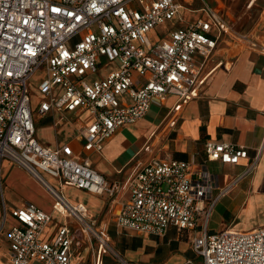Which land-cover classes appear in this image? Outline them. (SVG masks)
Segmentation results:
<instances>
[{"label": "built area", "instance_id": "2783aa9c", "mask_svg": "<svg viewBox=\"0 0 264 264\" xmlns=\"http://www.w3.org/2000/svg\"><path fill=\"white\" fill-rule=\"evenodd\" d=\"M180 9L176 0H0V163L23 170L52 199L51 213L28 202L8 209L0 181V237L11 219L3 240L7 264H129L112 244L105 216L95 219L84 204L69 203L65 187L107 197L118 230L155 238L170 229L192 232L199 262L183 264H264V228L208 233L213 209L229 190L218 187L208 164L247 160L237 182L258 168L261 148L250 158L247 148L208 140L205 162L197 164L160 157V134L153 133L124 180L112 183L87 157L141 120L154 99L177 97L159 130L174 128L182 107L223 64L208 68L221 44L264 54V41L235 31L207 4L194 21L151 40ZM41 69L40 101L32 107L30 84ZM84 112L93 121L78 135L81 160L68 144L49 148L36 139L35 117ZM54 215L60 222L46 238Z\"/></svg>", "mask_w": 264, "mask_h": 264}, {"label": "crops", "instance_id": "0c3cea01", "mask_svg": "<svg viewBox=\"0 0 264 264\" xmlns=\"http://www.w3.org/2000/svg\"><path fill=\"white\" fill-rule=\"evenodd\" d=\"M176 1L181 6L177 18L173 22L167 23L162 28L164 31L158 35L151 32L150 35L154 36V40L166 38L168 30L173 27L186 26L194 21L204 4L213 7L225 16L233 29L240 32L239 17H236L234 13V0H222L225 4L223 9H218L217 6H213L206 0ZM263 21L264 14L262 13L255 24L247 30V33L252 32L254 35L256 34L257 39L260 36L264 39ZM223 55L217 54L215 61L208 65V68H211L217 60L223 59V64L210 74L200 88L198 97L189 100L179 111L174 128L164 132L159 130L165 121L167 112L175 106L177 97L168 95L162 99H154L149 111L141 120L133 125L119 128L110 139L103 143L100 153H90L87 157L94 169L109 183H112L124 180L131 169L135 155L147 145L153 133L155 135L160 134L157 143L160 157L185 162L194 161L197 164L205 162L204 144L208 140L247 148L250 158L253 157L257 149L261 148L258 168L237 182L235 181L242 176L246 169L247 160H242L237 166L220 163L208 164V168L217 176L218 187L220 189L229 188L225 196L216 203L211 217L219 211L220 202L233 194L232 198L238 204L237 213L242 206H246L240 214L242 222L231 225L235 219L233 215L230 223L222 229H224L223 231L227 229L249 231L255 228H264V223L257 224L251 221L252 218H264V213H261V216L258 214L259 204L264 202V54L243 50L235 56ZM102 74L106 75V72ZM34 121L35 137L39 143L49 148L68 144L77 155L78 160L83 158L82 156L78 157L81 153L78 135L82 128L93 121L91 115L85 112L76 115L52 113L42 119L35 117ZM12 170L14 172L10 176ZM3 179L8 189L10 188L17 196V202L12 204H8L5 199L8 209L20 207L28 202L44 212L51 213V197V205H45L35 197L27 194L23 196L20 190L23 184L28 185L30 183L35 189L38 186L27 173L12 167L6 160H2L0 163L1 184ZM49 182L56 184L52 180ZM62 193L69 203L73 205L84 204L88 209L89 216L98 220L105 216L110 224L109 234L111 236L119 238L121 235L131 233L118 230L113 225V215L107 214L109 202L107 197L95 196L71 187H65ZM59 222V216L54 215V221L46 229L44 237L52 238ZM170 233H174L176 240H186L191 251L190 242L194 236L192 232H178L175 229H170L166 235ZM208 233L216 234L211 233L209 227ZM4 246L5 251L1 253L0 264H7L5 243ZM122 249L124 248L121 247V251L118 249L117 251L129 264H150L149 259L153 258L151 255H147V258L126 255ZM191 253L192 256L190 257L176 261L171 260L167 264H183L187 260L198 263V259L192 251ZM83 255L87 260L88 254L85 252ZM104 264L111 263L108 259H104Z\"/></svg>", "mask_w": 264, "mask_h": 264}, {"label": "rangeland", "instance_id": "374dc122", "mask_svg": "<svg viewBox=\"0 0 264 264\" xmlns=\"http://www.w3.org/2000/svg\"><path fill=\"white\" fill-rule=\"evenodd\" d=\"M206 1L212 4L213 6H217L218 9H223L224 8L223 5H225L224 1L222 0H206ZM234 5H235L234 13L236 17L237 16L239 17V23H240L238 26L240 32L239 31L238 32L241 34H246L247 30L253 24H255V22L260 17V15L262 13L264 14V0H234ZM164 26L165 25L158 27L154 32L158 35L159 33L164 31L162 29L164 28ZM262 26H264V21L262 22ZM150 39L154 40V36L150 35ZM258 40L262 42L264 39H262L260 36ZM228 46L230 45L221 44L220 47H222V49L218 50L217 54L219 56L223 54L234 56L236 53L244 50L242 47L240 48L239 46L238 47L235 46L237 51L234 52L231 51L232 49L227 50ZM41 78H43L42 69L39 70L33 76L30 84V90L33 96L32 107H36V105L40 101V95L37 92V84ZM40 121L43 122L42 120ZM13 172L14 170L11 171L10 176H12ZM31 179L34 180V182H36L38 187L35 189L33 185H30V183L28 185L23 184L22 188H20L21 192L23 193V196L27 194L29 196L39 199V201H42L45 205H51L50 194L48 193V191L38 181H36L32 177ZM1 187L4 191L5 199L8 204L17 202V196L15 195L14 192H12L10 188L8 189L4 179L2 181ZM232 197L233 194L224 198L220 202L219 211L214 213L213 216L211 217L208 226L209 231L211 233H216V234L222 233L224 230L222 228L230 223L232 219L231 216L233 215L235 216V219L231 225L242 222V218L240 217V214L244 210V208H246V206H242L237 213L236 207L238 204ZM258 212L260 216L261 213H264V202H261L259 204ZM258 218L256 219L252 218L253 220L251 221L257 224L264 223V218L261 217ZM10 223H11V219L7 221L3 234L0 237V257H1V253L5 251L4 242L3 241L1 242V240H4V236L6 232L11 228ZM241 232H246V231H241ZM111 241L112 244L115 246V248L118 249L119 251H121V247H123L124 249L122 250H124V253L126 255H130V256L132 255L142 258H147L148 257L147 255H151L153 258L149 259L150 264H167V262L171 260L176 261L179 259L192 256L187 241L184 239L176 240L174 233L167 234L162 238L144 237V236L136 235L134 233H129L126 235H121L119 238H115L111 236ZM156 260L159 261L157 262ZM87 264H92V263L89 260Z\"/></svg>", "mask_w": 264, "mask_h": 264}]
</instances>
